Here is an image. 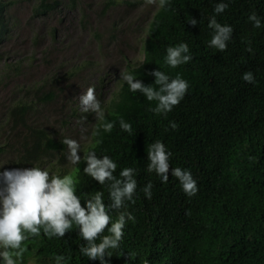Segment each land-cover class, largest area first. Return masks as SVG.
<instances>
[{
	"label": "trees",
	"instance_id": "obj_1",
	"mask_svg": "<svg viewBox=\"0 0 264 264\" xmlns=\"http://www.w3.org/2000/svg\"><path fill=\"white\" fill-rule=\"evenodd\" d=\"M79 1L31 0L32 17L78 9ZM216 2L169 0L166 9H161L154 0L143 38V58L134 63L126 59L123 71L137 67L136 78L145 84L153 83L151 73L158 68L170 76L179 72L189 82L184 97L168 113H153L155 101L145 99L139 90L129 91L120 80L109 102H101L106 118L116 123L111 132L101 133L102 142L96 145V137L91 135L97 123L94 113H82L79 105L63 104L59 106L62 113L51 109L57 117L75 118L81 127H88L90 137L82 148L87 151L94 146L98 155L114 159V174L122 167L136 170L133 200L125 202L135 220L127 222L120 248L105 257L111 264H264V0H225L229 7L216 16L220 23L231 24L233 33L223 51L207 44L212 31L207 21ZM137 3L141 5V1ZM13 4L0 0V46L14 26L9 11ZM117 5V0H102L100 11ZM250 12L261 19L259 28L248 21ZM190 17L197 23H189ZM54 33L55 27L50 28L52 42ZM101 38L96 36V41ZM180 42L188 44L192 59L170 67L164 61L166 48ZM2 49L0 59L4 57ZM22 60L4 61L0 83L23 74ZM80 63L47 65L49 71L40 83H24L18 89L21 94H11L4 127L0 125V171L24 168V164L43 165L54 173L68 171L57 164L65 161L67 148L62 139L69 136L57 132L58 123L46 122L43 107H55L62 101L70 80L90 62ZM246 70L253 72L254 83L241 78ZM82 115H86L84 121ZM121 117L132 125L131 133L119 127ZM61 121L66 124L64 118ZM169 121H175L177 128H171ZM157 139L172 153L166 183L146 167L147 146ZM77 151L83 156L82 149ZM85 166L83 160L77 164L79 169L70 164L68 172H74L79 181L77 193L100 190L107 203V184H98L84 173ZM176 166L191 170L198 185L195 195L187 196L171 175V167ZM148 181L152 182L150 199L142 191ZM111 215L115 217L116 210ZM82 242L78 228L66 231L63 237L49 238L41 233L31 239L22 264H53L51 258L58 253L70 257L68 264H100L98 259L80 255Z\"/></svg>",
	"mask_w": 264,
	"mask_h": 264
},
{
	"label": "clouds",
	"instance_id": "obj_2",
	"mask_svg": "<svg viewBox=\"0 0 264 264\" xmlns=\"http://www.w3.org/2000/svg\"><path fill=\"white\" fill-rule=\"evenodd\" d=\"M148 2L152 3L153 0ZM168 4L169 0H158L161 9H166ZM228 7L229 4L225 0H217L213 6V15L209 16L207 21L212 30L207 44L220 51L225 50L227 42L231 40L233 27L228 23H220L216 14L222 13ZM151 16L152 12L149 21ZM247 19L253 27L261 26V19L255 12H250ZM187 20L191 24L197 23L193 17ZM191 59L186 42L166 48L164 61L170 67L184 64ZM136 68L121 70L120 80L127 84L129 91L139 90L145 99L155 101L151 107L153 113H168L188 90L189 82L179 72L170 76L159 68L154 69L151 73L154 76L153 83L145 84L136 78ZM241 78L248 83L255 82L251 70L244 71ZM78 101L82 113L95 114L97 123L91 135L96 137L95 144L98 145L102 142L101 133L111 132L116 121L106 118V111L97 98L94 86H89L80 94ZM85 119L86 115L80 117L81 121ZM169 125L173 129L177 128L175 121H169ZM119 127L126 132H132V125L122 117L119 119ZM84 131L82 127L81 135ZM62 143L67 148L65 158L75 169H79L77 164L83 160L86 162L83 172L98 184H107L108 202H105L104 193L100 190L87 195L78 194L79 181L74 172L54 173L48 167L35 164H24V168L0 171V264H22L31 239L41 233L49 238L63 237L66 231L74 228L79 229V237L83 239L79 244L81 256L91 260L98 259L100 264H111L105 257H111L112 250L120 248L127 222L135 220L125 202L133 200L137 188L136 170L133 167H122L118 174H114L117 163L109 155H98L94 146L84 151L79 140L71 137H63ZM78 149H82L83 156L78 155ZM171 155V151L159 139L147 146V170L154 171L164 183L169 178ZM171 175L177 178L180 188L187 196L196 194L197 180L190 169L171 167ZM151 188L152 182L148 181L142 189L149 199L152 195ZM113 210H116L115 217L111 215ZM51 259L53 264H68L70 257L58 253Z\"/></svg>",
	"mask_w": 264,
	"mask_h": 264
},
{
	"label": "rangeland",
	"instance_id": "obj_3",
	"mask_svg": "<svg viewBox=\"0 0 264 264\" xmlns=\"http://www.w3.org/2000/svg\"><path fill=\"white\" fill-rule=\"evenodd\" d=\"M11 1L14 4L9 11L14 15V26L10 29L9 39L0 46L4 56L0 59V71L4 67V61L13 62L14 59L22 58L27 60H22L25 65L23 74L8 77L0 83V125L4 127V111L11 102V94L14 97L21 94L18 89L24 83H40L49 67L54 65L66 67L89 61L83 71L70 80L69 88L61 94L62 101L55 107H43L46 122L58 123L55 127H58L57 132L68 134L81 144H86L90 137L86 132L88 127L82 126L85 131L81 135L82 127L75 118L65 115L57 117L58 113L56 116L52 110L55 108L62 113L59 106L63 104L79 105V95L89 86H94L100 102L104 105L109 102L118 89L120 71L124 70L126 61L134 63L143 58V38L148 19L154 10V0L152 3L148 0H117L118 5L105 12L100 11L102 0H80L78 9L60 10L56 15L44 17H32L31 0ZM138 1H141V5ZM127 2H136V5L132 6ZM52 27H55L53 42L49 34ZM96 36L102 37L100 42L96 41ZM35 37L36 43L33 42ZM47 60L50 63H46ZM100 76L104 78L103 81L99 80ZM67 97L70 100L65 101ZM62 118L66 121L65 125L60 124ZM70 164L65 158L63 165L58 163L57 166L69 171ZM63 173L64 171L61 174Z\"/></svg>",
	"mask_w": 264,
	"mask_h": 264
}]
</instances>
